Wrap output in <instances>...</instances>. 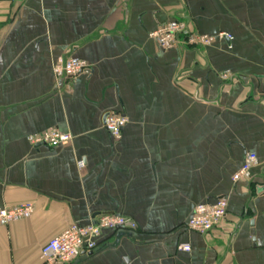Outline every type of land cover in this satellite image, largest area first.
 I'll use <instances>...</instances> for the list:
<instances>
[{"label":"crops","instance_id":"1","mask_svg":"<svg viewBox=\"0 0 264 264\" xmlns=\"http://www.w3.org/2000/svg\"><path fill=\"white\" fill-rule=\"evenodd\" d=\"M181 15L231 41L162 50L150 34ZM61 56L89 70L57 80ZM108 112L129 121L118 140ZM53 129L72 144L29 143ZM219 198L222 224L189 232ZM25 203L30 218L0 226V264H48L51 239L103 215L137 229L69 264H264V0H0V209Z\"/></svg>","mask_w":264,"mask_h":264},{"label":"built area","instance_id":"2","mask_svg":"<svg viewBox=\"0 0 264 264\" xmlns=\"http://www.w3.org/2000/svg\"><path fill=\"white\" fill-rule=\"evenodd\" d=\"M21 1V0H17ZM159 47L168 51L176 47L205 48L220 40L231 41L229 35L221 34L218 37L194 33L185 15L162 25L150 34ZM89 65L86 61L75 57H59L53 66V74L57 80L75 78L87 72ZM228 80V76L223 77ZM126 116L115 112L104 115V128L114 138L120 139L124 127L128 124ZM29 143L37 147L45 145L51 148L67 147L72 144L73 136L57 129L46 131L28 138ZM258 158L254 152L246 154L241 169L234 175L233 182L249 180L252 170L257 167ZM229 201L219 198L214 203L198 205L187 224V230L192 233L206 235L219 227L227 216ZM35 207L32 203H25L15 208L0 209V226H7L13 222L30 218ZM137 224L126 217L118 215H103L86 226L73 224L60 235L51 239L42 249V259L48 264H69L76 261L82 253L92 252L96 249L98 240L105 231H135ZM181 252H191L189 244L178 247Z\"/></svg>","mask_w":264,"mask_h":264}]
</instances>
